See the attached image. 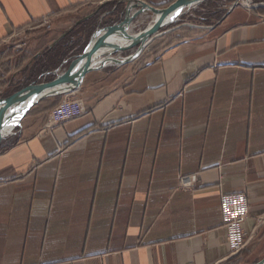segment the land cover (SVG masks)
<instances>
[{
	"label": "crops",
	"instance_id": "1",
	"mask_svg": "<svg viewBox=\"0 0 264 264\" xmlns=\"http://www.w3.org/2000/svg\"><path fill=\"white\" fill-rule=\"evenodd\" d=\"M113 1L135 0H0V48L47 23L58 37L41 55ZM180 28L87 73L69 94L81 117L49 129L62 101H40L1 141L0 264H227L220 197L240 192L250 255L264 245V17L241 2Z\"/></svg>",
	"mask_w": 264,
	"mask_h": 264
},
{
	"label": "water",
	"instance_id": "2",
	"mask_svg": "<svg viewBox=\"0 0 264 264\" xmlns=\"http://www.w3.org/2000/svg\"><path fill=\"white\" fill-rule=\"evenodd\" d=\"M205 1L207 0H175L166 7H155L142 0L131 1L126 18L118 24L98 28L92 34L84 51L70 62L67 69L63 71L57 69L53 80L31 83L8 97L0 98V105L6 108H10L12 103L17 102L21 97L28 98L27 103L15 116L6 118L4 113L0 112V143L14 134L15 129L21 126L24 116L41 100L76 92L80 89L86 74L91 71L109 65H124L136 60L152 41L162 35V29L177 22L180 16ZM240 4L241 0H236L231 8ZM137 6L141 9L130 17ZM144 12L153 14L150 24L139 32H128L125 27L128 19H131L132 23L139 13ZM133 49L135 51L129 55H122L125 51ZM256 264H264V259Z\"/></svg>",
	"mask_w": 264,
	"mask_h": 264
},
{
	"label": "trees",
	"instance_id": "3",
	"mask_svg": "<svg viewBox=\"0 0 264 264\" xmlns=\"http://www.w3.org/2000/svg\"><path fill=\"white\" fill-rule=\"evenodd\" d=\"M218 2L219 0H207L201 3L196 10L194 9L187 14L188 19L191 18L189 17L190 15L201 13L204 15L202 17L206 20V23H216L223 17V11H221ZM257 12L264 17V7H259ZM104 20L105 25L111 24L107 19ZM95 21H97V19H95ZM94 27L95 26L82 30L83 33H81L82 31H80V28L69 31L60 41L36 57H33L23 48L17 49L16 45L18 44V39H15L16 42L11 44L2 45L0 48V90L11 88L13 91H16L33 82H48L53 80L56 74H52V71L58 69L65 60L68 61L62 66V69H67L71 60L84 51L91 34L95 30ZM84 31L86 32L84 33ZM75 38H77V41H73ZM75 47H77V49H75ZM40 75L42 76L40 77ZM10 93L11 92L5 95H9ZM63 98L64 95L54 99H45L41 101L36 108L45 107L44 111L50 110L58 105ZM232 260L233 259H231L229 263Z\"/></svg>",
	"mask_w": 264,
	"mask_h": 264
},
{
	"label": "rangeland",
	"instance_id": "4",
	"mask_svg": "<svg viewBox=\"0 0 264 264\" xmlns=\"http://www.w3.org/2000/svg\"><path fill=\"white\" fill-rule=\"evenodd\" d=\"M235 1L236 0H219L218 3L220 4L221 11H223V16L229 10V8L233 5V3ZM130 4H131L130 2H126V3H124V2L119 3L117 1L110 2L107 5V8L105 11L113 12L112 15L109 17V19H107V21H109V23H111V24L105 25L104 24L105 20H103L102 23H99L101 13H100V11H98V13H96L95 15H92V18L89 19L88 26L95 24L94 29L95 28L97 29V26H100L99 28H101V27L110 26V25H114V24H118V23L122 22L124 20V18H126V15L128 12L127 10H128V7L130 6ZM199 5L195 8L190 9L185 14H183L184 16L182 15L180 17V20H178L174 24H171L168 27H165L164 28L165 30L162 29V30H164L165 34L163 36L156 38L154 40V42H152L148 46V48H146L145 51H148V53L151 52L152 50H150V49L154 48L163 39H171V38L175 39V37H177L176 34L177 35L183 34L182 32H178V31H181L180 27H182V29H184L185 27H189V28L192 27L193 28L197 24H200V25L201 24H206V25L212 24V22L206 23V20H204V18L202 17L204 15L201 13H197V15H194V16L190 15L189 17H191V18L188 19L187 14H189V12H191L194 9L196 10L199 7ZM247 6H248V8H251V9L252 8L258 9L259 7H264V0H252L249 3V5H247ZM140 9H141L140 6L135 7L136 11H139ZM200 12H204V11H200ZM205 12H206V10H205ZM132 14H134V13H132ZM95 19H97V21H95ZM151 19H153V14L151 12L139 13L134 18V20L131 24L132 25L131 26V32H139L140 30H143L146 26H148L150 24V22L152 21ZM183 23L185 24L184 26L182 25ZM39 26L40 25H36L35 26L36 28L33 31L25 32V33L15 37V38H12V39H10V41H8L5 44H11L13 42H16L15 39H18V41H17L18 44L16 45L17 49L23 48L24 50L28 51L31 55H32L33 49L35 47H39L38 50L42 51L46 46H48L49 43L53 42L55 37H58V36L56 34H54L55 29L53 28V26H52V28H50V27H48L47 23H45V24L43 23V24H41L40 27ZM86 29H87V27H86ZM83 30H84V27H83ZM179 37H181V36H179ZM130 53H132V50L125 51L122 55L126 56V55H129ZM16 79H18V78H16ZM37 83H41V82H37ZM25 87H22L19 90H21ZM19 90L13 91V89H11V88L6 89V91L0 90V98H5V96L8 97V96L14 94L15 92H17ZM9 92H11L9 95H5ZM18 129H16V133H17ZM16 133L14 135H16ZM180 181H181V179H180ZM249 212H250V208H249ZM248 216H249V214L247 215L246 219L248 218ZM246 219H245V221H246ZM245 221H244V223H245ZM244 223H243V225H244ZM243 232H244V236H245V240H246V246L238 253H233L231 251V254L233 255V258H232L233 260L230 263L228 262L227 264H256L259 261L264 259V245H261L259 249L257 247L256 251L250 255V253H249L250 242H248V239L246 238V233L244 231V228H243Z\"/></svg>",
	"mask_w": 264,
	"mask_h": 264
},
{
	"label": "built area",
	"instance_id": "5",
	"mask_svg": "<svg viewBox=\"0 0 264 264\" xmlns=\"http://www.w3.org/2000/svg\"><path fill=\"white\" fill-rule=\"evenodd\" d=\"M67 95L61 104L53 110L47 121V127L53 128L63 122L76 119L86 111L83 99ZM197 178H181L184 186H193ZM222 221L226 229L227 241L233 253L240 252L246 246L243 223L249 214L247 196L243 193L223 194L220 197Z\"/></svg>",
	"mask_w": 264,
	"mask_h": 264
},
{
	"label": "bare ground",
	"instance_id": "6",
	"mask_svg": "<svg viewBox=\"0 0 264 264\" xmlns=\"http://www.w3.org/2000/svg\"><path fill=\"white\" fill-rule=\"evenodd\" d=\"M252 0H241V2H243V3H245L246 5H249V3L251 2ZM232 7V6H231ZM134 12H136V10L135 9H133V13ZM132 16V13L130 14V17ZM181 17V16H180ZM155 19V18H154ZM131 19H128V21L125 23V27H126V29L128 30V32H131V21H130ZM152 20V19H151ZM174 24V23H173ZM168 27V26H167ZM165 30V29H164ZM164 30H162V35H164L165 34V32H164ZM132 33H136V32H132ZM160 37V36H159ZM158 38V37H157ZM152 42H154V41H152ZM151 42V43H152ZM150 45V44H149ZM76 97V96H75ZM80 98V97H79ZM78 98V99H79ZM82 99V98H81ZM27 100H28V98L27 99H24V98H22L21 97V99L20 100H17V102L15 101L14 103H12V105L10 106V108H6V107H4V106H1L0 105V112H2V113H4V115H5V117L6 118H10V117H13V116H15L16 115V113L19 111V109L21 108V107H23L26 103H27ZM44 100V99H43ZM42 101V100H41ZM61 104V103H60ZM59 104V105H60ZM58 105V106H59ZM35 106V105H34ZM33 106V107H34ZM57 106V107H58ZM57 107H55V108H57ZM54 108V109H55ZM53 109V110H54ZM31 110V109H30ZM53 110L49 113V117H48V119L52 116V113H53ZM86 113V111H84L83 112V114L82 115H84ZM28 114V113H27ZM26 114V115H27ZM26 115L24 116V118L26 117ZM81 117V116H80ZM23 118V119H24ZM79 118V117H78ZM22 119V120H23ZM4 123V121H2L1 122V124H3ZM22 125V124H21ZM21 127V126H20ZM56 127V126H55ZM55 127H53V128H49V129H54ZM19 127H17L16 129H18ZM16 129H15V131H14V134L16 133ZM14 134H12V135H14ZM7 138V137H6ZM242 193V192H241ZM243 194H245V193H243ZM246 195V194H245ZM247 196V195H246ZM248 199V198H247Z\"/></svg>",
	"mask_w": 264,
	"mask_h": 264
}]
</instances>
